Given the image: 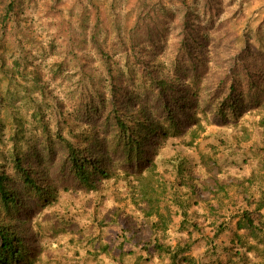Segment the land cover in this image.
Returning <instances> with one entry per match:
<instances>
[{
  "label": "trees",
  "instance_id": "1",
  "mask_svg": "<svg viewBox=\"0 0 264 264\" xmlns=\"http://www.w3.org/2000/svg\"><path fill=\"white\" fill-rule=\"evenodd\" d=\"M105 1L108 8L101 0L80 5L79 16L60 13L59 27L76 24L77 33L65 32V42L48 34L35 54L27 39H34L31 10L36 3L0 0V107L10 106L15 122L9 152L0 162V264L57 263L58 258L43 255L46 244L39 241L40 222L31 213L49 209L57 216L55 225L69 226L84 209L77 190L102 191L119 174L135 216L118 229L110 225L112 220L95 216L90 240L94 248L88 252L93 258L102 254L112 258L117 250L123 249V254L139 248L134 264L154 255H166L168 264H264V23L254 28L250 21L254 33L250 43L233 44V54H202L212 53L208 49L221 44L220 36L204 33L215 29L213 22L223 13L220 0ZM116 17L125 23L123 30L113 25ZM21 25L27 32L24 39L10 41V56L6 44L14 36L12 30ZM111 35L116 37L113 42ZM88 51L96 56L100 71L85 63ZM60 76V83L70 90L65 96L77 101L67 111L91 127L77 138L78 144L58 130L51 134L41 116L51 93L46 87ZM16 101L34 108L27 126L35 123L43 132L36 143L24 141L28 128L25 119L16 116ZM207 124L230 129L233 145L220 143L231 153L254 135L259 137L262 152L256 155V163H250V156L243 160L249 175L222 179L218 148L210 145V156L199 157V173L186 169L187 158L175 152L167 160L175 169L168 180L167 168L160 172L155 163L159 145L170 142L192 148ZM54 141L64 151L58 162L50 151ZM70 184L76 186L75 192L71 191L60 212L58 197L70 191ZM228 201L233 208L222 214ZM201 205L206 215L222 218L216 226L212 224L211 238L203 235L198 213H190L192 208L203 209ZM174 217H179L178 230L184 234L171 245L164 242V235ZM102 233L112 235L111 240L105 242ZM224 234L230 235L228 244L218 242ZM202 238L204 255L215 257L211 262L191 255ZM72 241L71 236L68 243ZM218 252L227 260H219Z\"/></svg>",
  "mask_w": 264,
  "mask_h": 264
},
{
  "label": "rangeland",
  "instance_id": "2",
  "mask_svg": "<svg viewBox=\"0 0 264 264\" xmlns=\"http://www.w3.org/2000/svg\"><path fill=\"white\" fill-rule=\"evenodd\" d=\"M33 2L36 3V8L31 10L33 14L31 29L35 33L33 34L34 39L28 38L27 41L30 42L28 43V47L35 54H39V47L44 45L46 35L53 34V36H57V40L59 42H65L67 38L65 32L70 33L72 30L74 35L77 33L76 24L72 26L68 25L62 29L59 27L58 20H60V13L64 17L70 15L71 12L74 14V16H79L80 5H85L87 3L96 5L94 3L95 0H91V2L89 0H33ZM101 2L104 7L106 6L108 8L105 0H101ZM220 3V8L223 10V13H221V16L214 20L213 23L216 26L215 29L204 31V33L211 38L220 36L219 39L221 40V44L218 45V47L215 46L214 49L210 47L208 50L212 53H206V51H204L202 54L220 53L223 54L222 56L233 54L235 49L233 44L238 43L241 45L244 40L250 43V35L254 34L250 31V21L252 23V27L254 28L264 23V0H220ZM47 6L49 8L50 6H55V8H50L51 13H48L49 9ZM92 9H97L99 11L98 7H93ZM117 13V16L119 17L120 15L121 17L120 12ZM197 13L199 14L200 22L202 25H205V16H203L202 11L199 9L197 10ZM55 14H57V16H55ZM231 17H235L236 19H232ZM93 20L94 19H91V21ZM113 25L120 26V28L123 30L125 23H122L121 18L118 20L116 17ZM26 32L27 30L23 25H21L19 28H16V30H12V34H14V36L8 39V43L6 44V54H10V56L13 55V47H11L10 41L14 37H17L18 39H24V34ZM115 39L116 37L111 35L109 41L113 42ZM254 39H256L255 36ZM86 55L87 58L84 59L85 63L88 65L91 64L97 71H100L102 68L100 63L97 61L96 56H94V54H92L90 51H88V54ZM7 68H10V64L7 65ZM120 68L122 69L121 61ZM45 69H42V72ZM60 78H62V76L56 79L57 81L53 80V82H50L51 84L49 88L46 87V90L49 89V92L51 93L49 94V97L47 96V105H43L46 108H42L41 116H44L45 122L48 121V127L51 134H54L55 131L58 130L63 136L66 137V139L76 144L77 138L79 141V136H81L82 132L90 131L91 127L88 124L86 125V123L84 124V122L79 121L80 119H76L78 116L77 114L74 116V112L71 113L67 111V109L71 108V106L76 104L77 101L74 102L73 99H70L69 95L65 96L70 90L65 86V84L60 83ZM39 96L40 95H37L38 99L40 98ZM8 102H10L9 99ZM14 106L18 110L15 111L17 114L16 116L22 120L25 119V126H27L30 112L34 108L30 109L27 106L23 107L22 104L20 105V103H18V101H16ZM10 109L11 107L6 105L0 107V162H2L7 157V152H9L10 149V136L12 135V129L15 126V122L12 120L13 112H11ZM35 126H37L35 123H31L29 127L27 126L28 129L25 132L24 138L25 142L27 141L28 143H36V137L40 139L43 136V132L39 131L37 128H35ZM98 129L99 127L95 128L93 132L95 133ZM220 141H227L229 146H231L230 144L233 141L231 138L230 129L225 126L207 124L206 132L203 136L201 135V137L197 139L195 146L192 148L171 146L170 142L160 144L158 147L157 156L155 157V163L157 164L160 172L163 171L164 168H167L166 172H168V174H166V177L171 181L174 177L175 169L171 166V164L167 163V160L171 158L175 152H179L183 155V157L187 158V162H185V168H193L196 170L195 172L199 173L197 169L199 157L201 155L209 157V146L214 145L218 148L216 150V160L219 163L220 170H222L221 178L224 179L227 176H237V178H240L238 176L244 175V172L246 173L245 170L247 166L243 163L244 157L246 156L248 158L250 156L248 147L246 146L247 144H242L241 149L231 153L227 146L225 148L220 143ZM81 144H84V141ZM50 151L55 154L56 162H58L60 156L64 153V151L61 150L58 141L53 142ZM121 178L122 175L119 174L118 179L112 178L107 181L108 187L102 191L97 190L86 193V189L84 187L79 188L77 190V194H80L83 197L78 201L79 205L84 209L79 211V216L74 222L69 223V226H67L68 224L65 226L64 222L60 225V227L57 223L55 225L57 216L53 215V212H51L49 209H43L40 211L36 210L35 212L31 213V218H33L34 221L40 222L39 241H42L44 244H46V252H44L43 255L47 257L50 254L51 258L53 257V260L58 258L57 263L51 264H103L100 263V260L106 262V264H134L137 254L141 252V249L139 248L134 249V253L125 252L123 254V249L121 251L117 250L115 253H113L115 254V256L112 257L114 261H112V258H106L104 254L100 255L98 259L93 258L90 255L94 248L93 243L90 240L92 239L91 236L95 234V231L92 228L93 218L95 216L99 220H112L113 222H109L111 223L110 225H114L117 229V226H127L129 223L128 221L132 219L133 216H135L134 208L128 199L129 190ZM69 188V192H61L58 197L61 206L60 212L64 211V204L71 196V191L75 192L74 188H76V186L70 184ZM232 205L233 204L228 201L227 207H225V209H221L220 212L222 214L227 213L226 210L232 209ZM201 206L203 209L198 210L196 208H192L190 209V213H198L196 220L199 221L202 228H204L203 235L211 238L216 224L221 222L222 218L217 215H206L204 212L206 211L208 213V211L204 210V205ZM192 216L194 217V215ZM178 224L179 217H174L169 230L164 235V242L166 244L173 245L175 240L184 234L178 230ZM74 226L76 227L72 232L71 227L73 228ZM102 234L103 235H101V237L105 242L109 239L111 240L112 235L109 236L105 233ZM71 236L75 241L68 243ZM194 236H197V234L195 233ZM139 237L141 240H143L141 235H139ZM229 239L230 235L224 234L219 238L218 242L221 244H228ZM204 250L205 243L202 238L199 240L198 244L193 247L191 255L202 262L213 261L215 257L204 255ZM218 256L219 260L221 261L227 260V256L223 252H218ZM168 262L169 261L166 255L163 257H157L154 255L150 256L146 261L141 262V264H168ZM34 264H37V262Z\"/></svg>",
  "mask_w": 264,
  "mask_h": 264
},
{
  "label": "crops",
  "instance_id": "3",
  "mask_svg": "<svg viewBox=\"0 0 264 264\" xmlns=\"http://www.w3.org/2000/svg\"><path fill=\"white\" fill-rule=\"evenodd\" d=\"M258 140H259V137L257 135H254V137L246 145L248 147V152L250 153V163L252 162L253 164L256 163L255 162V160H256L255 157H257L256 155L262 152L259 150ZM245 171H246V173L244 172L243 174L248 176L250 173L248 166L246 167ZM263 176H264V172H263ZM261 213L264 214V209H262ZM232 227L234 228V223H233Z\"/></svg>",
  "mask_w": 264,
  "mask_h": 264
}]
</instances>
